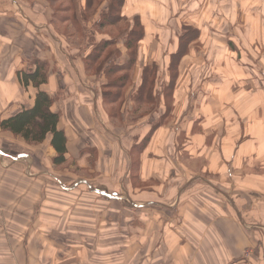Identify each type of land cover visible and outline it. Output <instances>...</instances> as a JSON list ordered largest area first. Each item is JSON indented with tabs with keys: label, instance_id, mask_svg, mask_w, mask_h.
<instances>
[{
	"label": "crops",
	"instance_id": "crops-1",
	"mask_svg": "<svg viewBox=\"0 0 264 264\" xmlns=\"http://www.w3.org/2000/svg\"><path fill=\"white\" fill-rule=\"evenodd\" d=\"M19 1L21 3H15L17 0H0V8L10 9L9 15H0V19H5L3 24H0V42L18 44L16 41H20L19 33L22 32L24 25L26 26L23 21L29 22L23 11V8L28 10V6H25V0ZM126 1L125 11L130 5V0ZM215 1L200 0L196 9H192L194 3L189 7L188 0L182 1V6L173 5L175 0L172 2L168 0L169 3L165 6L164 0H153L151 7L155 13L159 10H176L185 12L187 17L191 11L196 10L219 12L218 15H214L215 19L211 23L220 28L218 36L222 39L227 37L228 43L231 44L235 43L232 40L237 42L238 40L231 39L230 32L236 35L238 31H243L237 29L238 23L244 22L243 17L247 23L253 20L260 22L264 32V0H220L219 5L215 4ZM158 2L161 4L157 6ZM15 5L20 6L21 12ZM236 13L238 17L234 20ZM16 16L21 17V22ZM33 17H35L33 20H37L36 15ZM190 20L195 21L191 18ZM18 26H21V30L13 29ZM41 26L47 27L50 31L46 21H43ZM225 26H229L230 29L226 30ZM247 31L254 33L255 28L250 30L247 27ZM24 34L26 31L21 35ZM12 49L15 50L16 47L12 46ZM189 54L182 62L191 58ZM45 55L41 57L46 58ZM210 57L212 58V55ZM9 63L5 65L6 75H10L12 84L17 86L16 71L21 68H16L14 58H11ZM261 65L263 69L264 64ZM217 75L218 82L206 81L199 86L189 84L187 81L175 84L173 94L176 91L175 93L180 96H177L178 102L171 108L141 153L144 166L138 167L139 178L141 181L149 182V192L140 190L141 197L131 200L129 192L124 188L128 182L130 166H112L114 163L111 166H85L89 169L90 175L85 172L84 175L75 176V179L67 184L69 187L67 190L75 195L78 191H85L89 195H96L95 200L105 202L107 205L114 199L122 206L127 205L129 209H133L123 211L122 224L125 225L126 233L121 241L105 240L103 237L109 234V227H106L107 230L97 227L103 224L105 219L108 220V212L89 210V214L78 221L77 216L71 212L50 209L42 214L46 217L47 215L54 217L56 214L59 223L48 226L44 221L38 232L39 237L30 239L29 244L27 241L21 244L16 241L11 244L12 247L16 243L17 252L13 251L15 262L264 264V91H256L255 86L248 82L245 93L237 92L231 78H229L231 81L227 82L223 81L226 76L218 73ZM81 112L86 114V107H78L75 114L82 115ZM61 128L64 129L63 126ZM64 131L70 142L73 140L78 143L79 134L71 132L70 136L66 129ZM121 142L123 145L122 139ZM69 144L67 141V146ZM82 147L81 145L80 148ZM80 148L73 147L76 151ZM119 149L116 156L125 153V160L129 163L128 152L124 148V151L121 150L122 146H119ZM53 153L55 151L50 147L46 155L50 156ZM124 156H121L120 160H124ZM7 159L11 162L9 163ZM13 161H26L27 167L32 162L28 156L21 155L20 158H16L0 149L2 164L7 162L9 165ZM191 162L193 165H190ZM47 173H50V176ZM36 175L40 177L47 175L50 178L56 174L51 166H47L43 168L41 174L37 172ZM36 175L32 174V177ZM112 177L115 178L110 182ZM54 178L57 186L62 187L63 183ZM115 181L120 183L125 191L121 196L117 194L118 189H111L116 186ZM40 182L41 180L35 181L38 184ZM11 187L14 191L15 185ZM138 190L136 187L132 189L136 194ZM22 195L26 201L31 200L27 194ZM143 195H148L149 198L144 199ZM94 202L96 201H92ZM5 207L8 209L11 207L10 199H0V209L4 210ZM0 213L7 214L6 211ZM69 217L71 220L65 225L67 222H63V218ZM96 218L100 220H95ZM114 230L116 234L120 231ZM97 232H101L102 236L99 242H95ZM11 235L13 238L14 235L12 233ZM71 237H74L73 241Z\"/></svg>",
	"mask_w": 264,
	"mask_h": 264
},
{
	"label": "rangeland",
	"instance_id": "rangeland-1",
	"mask_svg": "<svg viewBox=\"0 0 264 264\" xmlns=\"http://www.w3.org/2000/svg\"><path fill=\"white\" fill-rule=\"evenodd\" d=\"M104 1L107 2L108 0ZM169 1L172 2L173 0ZM182 1L184 0H175L172 4L182 6ZM188 1L190 2V0ZM199 1L200 0H196V2H193L194 5L197 6ZM25 2V6H28V10L26 8L24 10L23 8V11H25V15L28 16L27 19L29 22L23 21L26 26L24 25L22 32L19 33L20 41H16L18 44L14 42H0V64L3 66L2 68L0 66V120L13 115L20 109L21 105L27 107L30 102L34 100L36 93V89L33 85H29L26 89L22 88L17 78L16 80L13 78L17 81V86H14V84H12V77L10 78V75H6L7 71L5 65H8L9 62L11 63V58H14L16 68L28 70L27 67L32 66V59L46 52L45 56L52 59L53 63L56 64L55 70L58 69V71L54 73V79L47 80L40 88H43L52 98L50 109L53 112H57L59 115L58 128L60 127L59 129L63 131L66 129L70 136L72 132L74 134H79L80 137L77 139L78 143L73 140L70 142L68 137L67 141L70 144L67 146L66 159L63 163L55 165L53 163V158L56 156V152L50 156L46 155L47 150L51 147L48 144L49 135L41 144L27 143L19 136H14L10 132L0 128L1 151L10 156H15L16 158H20L21 155L28 156L32 161L29 167H27L26 161H13L9 165L7 162L3 164L0 162V166H8L0 167V199L6 200L7 198L11 200V207L9 209L6 207L4 210L0 209V212H7V214L0 213V264H17L15 262V254L13 253V251H15V253L17 252L16 243L12 247L11 244L13 245L16 241H18V244L24 241H27L26 243L29 244L30 239L35 236L39 237L38 232L41 230L40 227L44 221L48 223V226L59 223V220L57 223L58 216L56 214L54 217H52V215H47L46 217L42 214L44 211L47 212L50 209L64 211V213L71 212L74 216H77L78 221H81V218L87 216L86 214H89V210L94 212H108V220L105 219L104 223L97 227L103 230H107L109 227V234L103 237L105 240L110 242L122 240L126 233L125 225L122 224L123 211H133V209L122 206L118 200L114 199H111L110 205H107L105 202L95 200L94 197L96 195H89L85 191H78L77 195H75L70 190H67L69 188L67 184H70V182L75 179V176L80 174L84 175L83 173L85 172L90 175L89 169L85 166H111L112 163H114L112 166H130L125 160V153L116 156L120 150L119 146H122L121 150L124 151L125 149L124 145H121V139L124 144L125 138L127 139L129 133L132 131L127 133L124 130L130 126V124L127 123V113L136 116L144 110V112L147 111L142 105L130 101L131 96L134 94L135 88H137L135 86L140 83L142 67L152 61H156L160 67L159 78L162 82L160 84L158 83L159 85L155 90L158 92V95L161 93L164 85L163 81L165 83L168 81L166 67L168 64V51L171 49H169L166 43L167 38L162 36V34L164 31L174 30V26L179 24L177 21L181 20L182 17L176 18L173 21L171 29H169L172 23L167 22L168 15L165 18L163 10H159L157 13L152 11L151 5L153 0H130V5L126 12L132 14V16H135L137 13L141 14L143 24L148 32L139 45L137 68L131 75V82L127 84L123 91L126 98L123 106L127 112L123 117L124 121L122 120L126 125L124 128L123 126H117L112 123V121L117 119L111 120L108 117L104 118L103 113H101L100 97L97 94L102 78L94 79L92 77H85L82 74L80 75L75 64H71V62L68 61L71 55L73 54L72 56H74L78 51H82L80 57L89 52L90 48L88 45L86 46L80 41L78 36L73 33L70 23L68 24L65 22L63 24H57L55 25L56 30L53 29V27L52 29L50 28V31L47 27L41 28V23L43 21L39 19L45 18L49 21L51 13L54 12L52 6L48 2L43 0H25ZM219 2L220 0H216L215 4L219 5ZM15 3L21 2L17 0ZM54 3L55 2H53V4ZM75 3L78 8L84 6V0H75ZM163 3L165 6L168 5L169 2L168 0H164ZM160 4L161 2H158L157 6ZM16 9L21 12L20 6H16ZM9 10V8H0V15H9ZM173 12L176 15L181 14L177 11ZM98 13L99 11L97 10V12L92 15L86 23L84 22V24L87 27L93 28L95 26L93 23L97 20ZM215 14L218 15L219 12L196 10L189 15V19H194L195 21H193V23L200 28L201 35L196 42L193 43L190 54L188 53L191 55V58L182 62L180 67L182 73L180 71L176 83H184L187 81L189 84L199 86L201 83H206V81L211 83L218 82V73L228 78L226 79L225 77L223 81L230 82L232 80L233 86L238 90L237 92L242 91L245 93L248 82H251L252 86H255L256 91H264V68L262 69L261 65V63L264 64V43H262V41H264V32L262 24L255 20L251 23H247L245 17H243L244 22L238 23L237 26L238 30L241 29L243 31H238L236 35L230 32L231 39L236 38L238 40V42L232 40L235 43L231 44L228 43L227 37L222 39L218 36L220 28L211 23V21L215 19ZM33 15L37 16V20H33V18H35ZM38 15L43 16L39 18ZM237 17L238 14L236 13L234 20H236ZM16 18L21 22L22 19L20 16H16ZM3 20L5 19H0L1 25L4 22ZM34 25L38 27H34ZM247 27L250 28V30L251 28H255V32L249 33ZM225 28L226 30L230 29L229 26H225ZM13 29L21 30V26ZM119 30L121 29L119 28ZM25 31H27V34H24L23 37L21 34ZM102 32L106 34L109 32L117 33L118 31L117 29L115 30L114 27H106ZM232 34L234 37H232ZM212 35H216V37H212ZM93 38L97 40L98 36ZM25 39L29 40L25 41ZM224 43H228V45ZM238 43L242 47H240ZM12 46L16 47V49L13 50ZM120 47L121 55L127 56L125 47L119 45V48ZM210 55H212V58ZM76 58L77 61H79V58ZM185 67H191V69ZM9 68L10 65L8 69ZM183 68H185L184 71ZM229 78H231V80ZM175 92L172 94L171 108L178 102V95ZM158 100L159 98L157 97L156 102H158ZM80 106L86 107V114L83 112H81L82 115L79 113L75 114V111ZM130 106H133L135 112L129 109ZM161 107L163 108L162 110H164L165 104H162ZM151 112L153 111L150 110L149 114H151ZM145 120L146 117L142 118L138 121V124L141 125ZM61 126H63L64 129L61 128ZM81 129H85L86 131L83 132ZM125 135L128 137H125ZM121 136H123V138H121ZM81 145L83 146L82 148H80ZM73 147H79L80 149L76 151ZM79 152H81V155H78ZM121 156H124V160H120ZM10 162L9 160V163ZM138 164L139 168L140 166H144L141 153L138 157ZM190 165H193V163L191 162ZM47 166H51L56 174L55 176L49 178L47 175L43 177L36 175L37 172L41 174L43 168ZM139 172L140 170L138 169V173ZM134 173L138 175L137 170H134ZM17 174L19 175L17 176ZM32 174L36 176L33 178ZM48 175L50 176V173ZM54 177H56L57 181L60 180L63 183L62 187L61 185L57 186ZM114 178L115 177H112L110 182H112ZM32 179L33 181H31ZM36 180H41L40 184L35 183ZM115 184L116 186L111 187V189L116 188L119 190L118 192L116 190L117 194L120 196L123 195L125 191L121 188V184L116 181L114 185ZM134 184H136V179ZM11 185H15V188L13 187L15 189L14 191H12ZM22 193L30 196L31 200L26 201L23 199L25 196H23ZM92 201L96 202L92 203ZM44 207L45 209L43 210ZM97 219L98 218L95 220ZM70 220V217L68 219L63 218V222H67L65 225H68ZM114 229H120V231H117L118 233L116 234ZM93 232L96 233V231ZM103 232L107 233L106 231ZM11 233L14 235V239ZM71 238L73 241L74 237ZM101 240V232H97L95 242ZM17 255L19 256V253Z\"/></svg>",
	"mask_w": 264,
	"mask_h": 264
},
{
	"label": "trees",
	"instance_id": "trees-1",
	"mask_svg": "<svg viewBox=\"0 0 264 264\" xmlns=\"http://www.w3.org/2000/svg\"><path fill=\"white\" fill-rule=\"evenodd\" d=\"M43 1L48 2L54 12L51 13V16L49 15V21L45 18L39 20L46 21L48 26L51 29L53 27L55 30L57 24L70 23L73 33L90 48V51L83 54L82 57H80L82 51L76 52L74 56L72 54L68 61L71 60V63L75 64L80 75L94 79L102 78L97 94L100 97L101 113H103L104 118L117 119L112 123L125 128L123 117L127 112L123 106L126 100L123 91L127 84L131 82V75L137 68L139 45L148 32L141 15L137 13L132 16V14L127 13L125 11L126 0H108L107 2L104 0H84V6L79 8L75 0ZM195 1L190 0L188 6L190 7ZM53 2L55 3L53 4ZM192 9H196V6L193 5ZM97 10L99 11L98 18L93 23L95 26L93 28L87 27L84 22L86 23ZM173 11L176 10L164 11L165 18L168 15L167 22L172 23L169 29H171L176 18L182 17L181 20L177 21L179 24L174 26V30L164 31L162 34L167 38L166 43L169 49L171 48L168 51V64L166 67L168 81L167 83L163 81V88L158 95L155 89L162 82L159 78L160 67L156 61L145 64L141 69L140 83L135 86L137 88H135L136 90L130 99L133 103L140 104L144 109H147L146 112L144 110L136 116L127 113V123L130 126L124 129L127 133L132 130L129 137L128 134L125 135L128 138H125L123 144L130 158V168L127 174L128 182H125L124 188L129 192L131 200L141 197L140 190L148 192L150 190L149 182L141 181L139 178L138 157L149 144L153 133L170 112L173 89L178 80L182 59L188 55L193 43L201 35L200 28L187 17L185 12L177 11L181 14L176 15ZM42 16L40 15L39 18ZM106 27H114L118 32L105 34L102 31ZM95 36H98L97 40L93 38ZM119 45L125 47L127 56L121 55ZM44 54L46 52L42 53V55ZM42 55L32 59V66H28V70L20 69L16 71L17 79L22 88L26 89L29 85L35 87L34 100L27 107L21 105L20 109L13 115L2 118L0 128L14 136H19L27 143L41 144L49 135L48 144L56 152L53 163L58 165L66 159L67 137L65 132L58 128V113L50 109L52 98L43 88H40L47 80L53 79L54 73L58 69L55 70L56 64L53 63L50 57L45 56L46 58H42ZM76 57L79 58V61ZM157 97L159 98L158 102H156ZM162 104H165L164 110H162ZM126 109L128 110L127 107ZM129 109L135 112L133 106H130ZM150 110L153 111L151 114H149ZM144 117H146L145 122L139 125L138 121ZM79 155H81V152H79ZM134 170H137L138 175L134 173ZM135 179L136 186L134 184ZM135 187L139 189L137 194L140 195L133 193L132 189ZM148 197V195H143L142 198L148 199ZM125 207L129 208L127 205Z\"/></svg>",
	"mask_w": 264,
	"mask_h": 264
}]
</instances>
